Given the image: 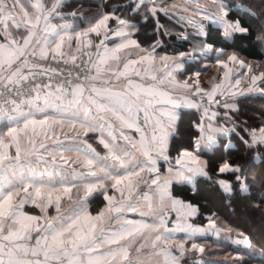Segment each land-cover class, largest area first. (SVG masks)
<instances>
[{
    "label": "snow or ice",
    "instance_id": "6c2138e0",
    "mask_svg": "<svg viewBox=\"0 0 264 264\" xmlns=\"http://www.w3.org/2000/svg\"><path fill=\"white\" fill-rule=\"evenodd\" d=\"M190 3L195 7L186 3L181 11L200 20L170 12L177 5L167 0H98L90 15L83 3L65 11L71 0H0V264H188L189 253L205 252L197 238L209 229L219 234L211 216L206 227L189 222L198 206L176 197L172 185L208 177L200 153L239 127L221 126L212 109H228L222 118L231 119L238 108L229 97L264 95V72L241 88L228 62L251 66L235 54L226 62L216 50L225 70L219 82L202 87L198 71L178 79L190 53H159L171 36L161 15L201 37L203 20L219 26L226 41L248 33L228 18L223 0H210L217 13L201 0ZM150 21L148 35L160 39L142 43L137 33ZM183 109L201 115L192 125V150L172 158ZM243 131L249 150L264 148V124ZM161 161L169 164L166 173ZM218 172L232 174L218 182L226 195L248 191L240 165L224 163ZM173 213L177 224L168 228Z\"/></svg>",
    "mask_w": 264,
    "mask_h": 264
},
{
    "label": "trees",
    "instance_id": "16d2710c",
    "mask_svg": "<svg viewBox=\"0 0 264 264\" xmlns=\"http://www.w3.org/2000/svg\"><path fill=\"white\" fill-rule=\"evenodd\" d=\"M179 0H167L169 4H176ZM98 0H71V5L65 11H72L77 3H83L86 15L95 11L93 5ZM120 2V0H116ZM229 6L228 18L239 19L244 27L248 28L247 34L236 33L230 40H225L222 29L210 22H206L207 36L201 37L183 23L177 24L175 20L169 21L162 15L160 23L165 25L171 32V36L165 37V47L158 49L160 54H178L181 52L191 53L199 59L187 60L184 63V75L192 73L202 67L205 60L214 59V51L221 48V58H227L231 54L237 55L244 62H260L264 64V4L262 0H223ZM237 5H243L247 12L238 10ZM170 12L176 14V7L169 8ZM249 13H256L255 16ZM177 15V14H176ZM85 25L81 23V27ZM155 24L150 21L147 25H140L137 33L142 43H152L154 39L148 34L152 32ZM186 32L188 40L177 39V36ZM202 43L212 45L214 51L209 54L202 52L198 47ZM203 55H206L204 58ZM203 78V77H202ZM238 111L229 112L231 119H223V114L228 111L225 108H213L219 114V123L227 126L239 125L235 132L228 137L219 138L212 150H204L200 153L207 161L208 177L197 178L194 185L184 183L173 184V194L185 201L196 204L199 213L194 222L204 224L209 216L215 219L216 225L222 228L232 237L249 238L250 247H236L224 239L206 237L203 242L205 252L201 255L199 264H264V163L256 157L264 158V148H253L249 150L242 142L241 137L249 139L245 128H256L264 124V95L256 93L247 96H237L233 99ZM178 127V138L171 141L170 156L175 158L182 148L192 149L194 141V128L192 125L200 118L201 113L194 109H183ZM174 162V159H173ZM224 163L240 165L242 175L246 178L248 191L241 193L236 190L232 195H226L218 183L220 180H232L231 173H219L218 169ZM161 163V170L164 166ZM102 198L93 202L92 210L95 211L101 205ZM31 210V209H30ZM37 213L38 209L35 210ZM228 254V258L219 257ZM187 259V258H186ZM188 260V264L193 261Z\"/></svg>",
    "mask_w": 264,
    "mask_h": 264
},
{
    "label": "crops",
    "instance_id": "0c3cea01",
    "mask_svg": "<svg viewBox=\"0 0 264 264\" xmlns=\"http://www.w3.org/2000/svg\"><path fill=\"white\" fill-rule=\"evenodd\" d=\"M188 4V6H189V4H191L190 3V1L189 0H179L178 1V3H176L175 5H177V7H176V14H177V16H179V15H184V16H186V17H191V18H195V19H197V20H200L201 19V17L200 16H194V14H193V12L192 11H181V9L184 7V5L185 4ZM201 5L203 6V8L208 12V13H217L218 12V9H217V7L216 6H213L211 3H210V0H201ZM195 7V5H193V6H191L190 5V8H194ZM206 22H210L209 20H203V24H204V26H205V31L207 32V29H206ZM211 23V22H210ZM188 26V25H187ZM194 33L196 32V29L194 28V27H191V26H188ZM217 50H222V51H224L223 49H221V48H219V49H217ZM214 50H212V51H206L207 53H209V54H211L212 52H213ZM181 53H186V52H181ZM165 54V53H164ZM170 57H175L176 59H179V54L180 53H178V54H170V53H167ZM161 55H163V54H161ZM217 55H218V52L215 50L214 51V59L213 60H205V62L203 63V65H202V67L201 68H199V69H197L196 71H199L200 72V74H201V76L202 77H204V79H202L201 78V80L200 81H202L201 82V86L203 85L204 86V88H210V86L214 83V82H219V80L223 77V75H222V73L225 71L224 69H222L221 67H220V65H218V63H217ZM204 56V58L206 57V55H203ZM221 56V55H220ZM238 57V56H237ZM199 59V57L196 55V56H193L191 53H190V55H187V56H185L184 57V59H183V61H182V63H183V68H184V63H185V61H187V60H192V59ZM220 59H222V60H224V61H226V62H228L227 61V58L225 59V58H221L220 57ZM238 60H241L239 57H238ZM169 63H171V60L169 61ZM229 63V67L232 69V72L230 73V76H231V79L234 81L235 79H238V78H240L241 80H242V83H241V85H240V87L241 88H243L244 86H245V84L247 83V81H248V78L252 75V74H254V73H256V72H253L252 74H251V72H252V70L253 69H251V71H249V69H248V67H240V65L238 64V63H233V62H228ZM245 64L247 65L248 63L247 62H245ZM196 71H194V72H192V73H188L187 74V76L186 77H181V76H179L178 75V79H185V78H187L188 76H191L192 74H194ZM255 75H259V73L257 74H255ZM205 83H207V84H210L209 85V87L208 86H206V84ZM237 96H239V95H237ZM237 96H235V97H237ZM235 97H229V100L231 101V102H233V99L235 98ZM217 121H213V123L215 124ZM221 126H223V127H225L226 125L224 124V123H219ZM233 127V125H231L230 126V128H232ZM227 128V127H226ZM230 135V133L229 134H226V135H222V136H219L218 137V140H219V138H222V137H228ZM218 142V141H217ZM217 144V143H216ZM214 147V146H213ZM213 147L211 148V150L213 149ZM187 149H189V150H192V149H190V148H187ZM74 155V154H73ZM200 158H201V160H203V161H206V159L204 158V157H202L201 155H200ZM207 162V161H206ZM161 163L163 164L162 166H164V169H162L161 171L162 172H167V169H168V167H169V164H167V163H165V162H163V161H161L160 162V167H161ZM173 166H174V162H173ZM172 187H173V185H172ZM172 192H173V189H172ZM185 201V200H184ZM186 202H188V201H186ZM191 203V202H190ZM193 204V203H192ZM193 205H196V204H193ZM197 206V205H196ZM199 209V208H198ZM51 211V210H50ZM198 213H199V211H198ZM198 215V214H197ZM196 215V216H197ZM196 216H194V217H192L190 220H189V222L190 223H192V224H194L195 226H204V227H206L207 226V224H208V219H207V221L204 223V224H198V223H196V222H194V220L193 219H195V217ZM210 217V216H209ZM176 224H177V219H176V216H175V214L173 213V214H171L170 216H168V218L166 219V226L168 227V228H173V227H175L176 226ZM218 227V226H217ZM219 228V227H218ZM221 229V231L219 232V234H216V232L214 231V230H212V229H209L208 231H207V233H206V236L205 237H203V238H197V240H196V242L197 243H199V244H201V245H203L204 246V242H203V240L206 238V237H214L215 239H221V236H226L227 238L228 237H230V235L228 234V233H226V231L225 230H223L222 228H220ZM182 235H184L183 233H177V236L179 237V236H182ZM243 238H248V237H243ZM232 239H238V237H234V238H231L230 240H232ZM234 244H235V242H234ZM250 244V243H249ZM204 248H205V246H204ZM201 255H202V253H199V252H195V253H189L188 254V256L186 257L187 259H189L190 261H198L199 263L201 262Z\"/></svg>",
    "mask_w": 264,
    "mask_h": 264
},
{
    "label": "rangeland",
    "instance_id": "374dc122",
    "mask_svg": "<svg viewBox=\"0 0 264 264\" xmlns=\"http://www.w3.org/2000/svg\"><path fill=\"white\" fill-rule=\"evenodd\" d=\"M190 1V0H189ZM190 5L191 6H193V5H195L194 3H191V4H189V7H190ZM203 7V6H202ZM217 7V9H218V6H216ZM175 9V8H174ZM247 65H249V66H251V69H253L252 70V72H251V74L253 73V72H256L257 74L259 73H261V72H264V64L263 63H260V62H248V64ZM196 71V70H195ZM197 72V71H196ZM199 72V71H198ZM256 73H254V74H256ZM222 75H223V73H222ZM203 76V75H202ZM202 76H201V74H200V77H199V79L201 80V78H202ZM202 79H204V77L202 78ZM202 82V81H201ZM206 84V86H208L209 87V85L210 84H207V83H205ZM202 87H204L203 85H202ZM225 127H227V128H230V126H225ZM243 237H246V236H243ZM242 236L241 237H238V239H232V240H230L231 238H234V237H232V236H230V237H226V236H221V239H224L225 241H229V242H231L233 245H235L236 247H250L251 248V243H250V240H249V238H243ZM240 240H247V243H237V241H240ZM234 242H235V244H234ZM250 243V244H249ZM219 257H224L225 259L226 258H228V254L226 255V254H224V255H220Z\"/></svg>",
    "mask_w": 264,
    "mask_h": 264
}]
</instances>
